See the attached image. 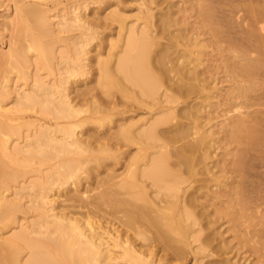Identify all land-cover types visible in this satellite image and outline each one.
<instances>
[{
  "label": "bare ground",
  "instance_id": "obj_1",
  "mask_svg": "<svg viewBox=\"0 0 264 264\" xmlns=\"http://www.w3.org/2000/svg\"><path fill=\"white\" fill-rule=\"evenodd\" d=\"M129 1L133 0L108 2L104 10L116 8L106 15L95 14L94 19L87 11L74 8L68 25L80 27L85 34L74 42L76 57L68 61L60 80L49 83L38 76L28 88L9 83L7 74L0 80V264H179L180 259V264H222L223 260L214 258L219 245L212 244L213 234L220 231L211 230L224 217L222 212L232 214L235 222L242 219L249 228L254 226L246 230L256 245L260 242L255 249L264 263V176L257 171H264V0H191L201 26L212 34L210 42L200 38L202 30L191 31L185 16L179 14L189 8L183 10L186 0L179 10L176 0H143L141 4L147 9L133 17L126 13ZM83 6L86 9L87 4ZM15 14V21L5 25L7 29L14 24L9 53L0 58L9 56L13 70L24 78L34 55L35 60L42 61L44 42L54 29L49 8L39 1L18 0ZM114 23L119 24L120 37L112 38L110 47L119 49L103 57L99 50L102 44L94 47L99 45L100 51L99 57L96 55V80L106 99L98 98L90 87L74 95L75 78L89 72L86 61L91 50L87 46ZM211 41L217 42V48L222 47L218 42L231 44L222 47L228 51L224 68L241 78L239 91H228L215 103L225 106L227 112L233 110L224 124L226 137L236 144L229 163L219 167V172L223 171L219 174L215 170L222 159H214L216 153L220 155L216 150L223 147L210 114L220 87L218 72L207 63L210 57H206V47ZM116 90L126 98L127 102L121 99L122 105L130 103L119 112L115 110L119 104L114 98ZM14 94L17 97L11 99ZM131 101L139 106L136 114H130ZM36 106L54 115L55 126L39 124L40 131L32 139L12 146L11 138L20 132L12 123L14 111ZM86 111L90 114L82 116ZM117 113L122 115L121 121L116 130L110 127L112 132L97 134L94 129L91 134L90 126L85 129L87 133L77 130L92 118L105 119L110 125ZM133 145H137L134 150L130 148ZM17 154L26 159L38 156L41 162L73 156L55 166L56 179L39 191L41 203H37L45 208L44 215L31 229L21 225L9 233L14 221L7 218L22 206L6 194L18 177L13 168ZM107 159L123 161V170L114 171L118 175L112 173L117 179L108 171L109 178L104 177L102 183H111L94 196L90 194L89 199V194L84 198L89 189L81 187V181L90 176L80 175L79 182H73V193H66L68 200L79 202H74V207L87 211L78 214L68 208L71 205H57V198L65 191L51 193L53 186H63L86 162H93L90 169L94 170ZM254 180L258 183L253 184ZM35 186L39 182L20 186L16 194ZM223 197L229 198L231 206L223 205L228 202ZM98 210L108 217L120 213L115 215L119 225L107 221V216L103 221L105 216H98ZM258 225L261 227L256 228ZM226 248L229 251L230 247ZM231 256H225L224 263H241ZM207 257L212 259L205 260Z\"/></svg>",
  "mask_w": 264,
  "mask_h": 264
},
{
  "label": "rangeland",
  "instance_id": "obj_2",
  "mask_svg": "<svg viewBox=\"0 0 264 264\" xmlns=\"http://www.w3.org/2000/svg\"><path fill=\"white\" fill-rule=\"evenodd\" d=\"M30 1H39L40 3H43L44 5H46L49 8V11L51 14L50 20L52 22V27H53L54 31H53V34H51L49 36V38L46 40L47 42H44V44L46 45L45 46L46 54L50 55V58L47 57V55L43 51L41 52V55L43 58L42 61L35 60V55H34L33 61L31 62V65L28 67L24 78L19 77L16 74V72L13 70L12 65H11V59H9V56L5 57L4 59L0 58V80L2 79L3 75L7 74L8 79L10 80L9 83H13L14 85L17 84L19 86H23L24 88H28L27 86L30 85V82H32V79H34L38 76L42 77L43 79L46 80V82H49V83H52L55 79L60 80L61 77L63 76L62 72H66V68L69 64L68 61H70L71 59H74L76 57V48H75L74 42L82 34H85V33L82 32L80 27H77V26L69 27L70 25H68L69 22L71 21V16H73L72 11L74 10V8L77 7V10L81 11V12L87 11L86 13L90 15V17H89L90 19H94L95 14L97 16L99 14L100 15H106L112 9L116 8V6L114 5L113 7L111 6V7H108L106 10H104L105 5L108 2H113L114 0H30ZM176 1L178 3L176 8L179 10L180 9L179 7L182 6L184 1L183 0H176ZM186 1L187 2H185L184 5L182 6L183 10L186 9V6H189V8L186 9L184 13L181 12L179 14H183L185 16L186 20L189 22V27H190L191 31L202 30V34L199 35L200 38H203V40L206 42L207 41L210 42V40L212 39L211 38L212 34H209V32H206V30L208 29L207 27L201 26L202 22H199V19L197 18V14L195 13V11L193 9H191L192 8L190 5L191 0H186ZM17 2H18V0H0V55L9 53L10 43H11L10 40L12 38L11 36H12L13 30H14V29H12V27H14V24H13V26H10V27L8 26L7 29L5 28V25L8 22H10L11 19L12 20L14 19V21H15L16 16H17L15 14V5L17 4ZM142 2H143V0L129 1L127 3L128 10L126 13L131 15V17H133L134 15L139 14V13L143 14L142 10L147 9V7H146V5L141 4ZM86 4H87V7L85 9V6H83V5H86ZM99 20L103 21L104 19L102 18ZM119 28L120 27H119L118 23L112 24L109 29H107L104 32L99 34L100 37L94 39L87 46V49L89 48L91 50L90 53H88V56H90V58H89L90 60L88 59L86 61V62L90 63L89 66L86 67V69H88L89 72L85 76L77 75L76 78L74 77L75 80H78L77 83H74L75 87H76V91L74 90V92H73L74 95H77V94L83 92V90H87L85 88L90 87L92 89V93L94 92V94H97V96L98 95L103 96L104 97L103 99H106L105 95H104L105 93L102 94L103 92H101V87L99 86V84L96 80V77H97L98 72H99L98 71L99 66L97 63L96 55L98 54V52L100 53V51L102 50L101 51V52H103L102 56L106 57L109 51L114 52L115 50L119 49V46H118V47H116V49L114 48V51H113L110 47L112 44L111 39L113 38V41H115L120 37ZM99 29L102 30V28H99ZM236 30L237 29L235 28L234 31H236ZM233 33L239 34L237 36H240L239 32H233ZM233 33L231 34L232 36H233ZM107 34H109V37L107 36L106 38H104V36ZM233 37H235V36H233ZM209 42H208V45L210 44ZM99 43L102 44L101 48H99V45H98L97 49H95L94 47L96 46V44H99ZM117 43H119V42H117ZM214 43L216 44L217 42L212 43V41H211V45L206 47L208 49V51H207L208 54L206 55V57H210V60H208L207 63H210L213 65L212 68H214V70L216 69V71L218 72L217 76H219V79H217L216 82H217V86L220 87V90L218 91L219 95L214 98V101H215L214 104H215L217 101H220L221 99H223L228 91H233V92L239 91V89H238V88H240L239 87L240 86L239 80L241 78L233 77L232 76L233 73L227 72L226 68H224V63H225L224 61L227 59L226 58L223 59V58H224V56L225 57L227 56L226 54L228 51L223 50L222 47H225V46L231 45V44H229V42L226 43L225 41H223L221 43L218 42V46H219V44H221L222 47L217 48V47H215L217 45H215ZM213 47H215L216 50ZM98 48H99V50L100 49L101 50L97 52ZM217 49H221L223 51L221 52V50H217ZM48 50L49 51L51 50V54L48 52ZM225 52H226V54H225ZM228 54H230V53H228ZM82 79H85V80H82ZM79 80H81V81H79ZM78 82H79V85H77ZM83 82H86V83L83 84ZM116 91H115L116 94L113 93V96L115 94V96H114L115 101L119 100V101H117V102H119V104L117 105V107L115 109L117 112H119V110L123 109V107H125V105H129L130 103H125V105H122L121 102H123L126 98L124 99L121 92H118V90H116ZM258 92H260V91H258ZM99 96H98V98H99ZM16 97H17V94H14V95H12L11 99L16 98ZM109 99H110V97H109ZM133 101H131V103L133 105L129 106L131 108L130 114L131 113L136 114V110L137 109L139 110V106H137L138 104L135 102L136 105H134L135 103H133ZM135 107H137V108H135ZM14 110H16V108H14ZM232 113H233V110H230V112H227V110L225 109V106H218V103H217L213 107V111L210 114V117L212 118L211 123L212 122L214 123L213 128H215L217 130V136L221 137L220 142H222V143L220 145L223 147V148H219L216 150V151L220 152V155L218 153H216L218 159L217 158L214 159L216 161L219 160L220 158L222 159L221 162L219 163L220 166H218V168L217 167L214 168V170L217 168L215 171H218V174L223 172L222 169L220 170V172L218 169H220L222 167V165H224L225 163H229L230 158H232L233 153L236 150L235 149L236 144L229 142L228 138L226 137L227 131H226V126L224 124L225 121L227 122V120H229L227 118ZM89 114H90L89 111L81 113L82 116H87ZM127 114L129 115V113H127ZM119 116L122 117L121 114L117 113L115 115V117L113 118V120L110 122L111 123L110 125H108L109 123H107V120H105V119L92 118L89 123H86L85 125H80L77 128V130H85V129H87L88 126H90V127L92 126L91 128L90 127L88 128V129H90L89 130L90 132L88 131V133L95 131L94 129H96V132L97 131L100 132V134L102 132L104 133L106 130L108 132H112V130L113 131H114V129L116 130V128L118 127L117 125L121 121V117L119 118ZM14 117L15 118L12 120V123L15 126H17V128H19L20 132H19L17 137L13 136V138H11L12 140L10 139L11 141L9 144L12 143V146L17 141H18L17 143H19L20 145H23L26 143V141L28 139H32L34 137V135L38 131H40L39 124H43L44 126H55L56 121H57L53 114L41 111L40 106H36L35 108L22 109L20 111H14ZM114 119H116L118 121H116ZM93 126L96 128H93ZM110 127L112 128L111 131H110V129H111ZM83 132L85 133L86 130ZM96 132H93V134L96 135L95 134ZM98 132H97V134H98ZM0 135L1 136L3 135V133L1 131H0ZM13 139H14V142H13ZM135 147H137V145L136 146L133 145L130 148L132 150H134ZM72 156L73 155H64V156H61V157H58V158H55L52 160H46L45 162H41L38 156H36L35 158L26 159L21 154L16 155V159L18 161L15 164H13V168L16 172H18V177L16 180L12 181L9 184V188L6 191V194L9 195V199L10 198L12 200L17 199V201L22 203V206L20 208L16 209L7 218V221L8 220L14 221L12 224L13 227L10 228L9 233H12L13 231L18 230L21 227V225L27 226L31 229L32 226L34 225V223L36 222V220H38L39 218H41L44 215L45 208L39 206L37 203V202L41 203V198L38 196L40 193L39 191L41 188H45L46 186L50 185L51 184L50 181H52L53 179H56L57 174H54V173L56 170L55 168H57V167H55V166H57L60 161L68 160ZM218 156H220V158ZM215 157H216V155H215ZM121 159L122 158H120L119 160H121ZM119 160H117L116 163H114L113 162L114 160L112 161V159H110L108 161H103L102 163H104L107 166H104V164L102 165V163H100L99 166L97 165L98 169L94 168V170L90 169V168H92L91 166H93V162H86L85 164H83V167L79 170L78 175L70 178L68 180V182L65 183L63 186L55 185V186H53L52 191L49 190L51 193H55V192L58 193L59 189L60 190L62 189V191L63 190L65 191V192H62V193H65L63 196L58 197L56 195V197H58L57 198V205H61V206L66 205L65 207L71 205L68 208L70 209L72 207L71 209L72 210L74 209L75 212H77V213L80 212L78 214H81L82 210L87 211L88 208L86 209L85 207L84 208H81V206L78 208L74 207V206H76L74 204L76 203L77 200L75 201V199H74V201H73L72 198H71L72 200L71 199L68 200V198L66 197V193H69V194L73 193V189H75L73 182L74 181L79 182L80 175L83 177L85 175L86 176L89 175L90 177L87 176L88 178L84 177L82 179L81 183L83 184V186L79 185V187L81 186L85 190L88 188L89 190H88V192H86L84 194L85 195L84 198H87L86 196L89 194L88 198L91 199L90 194H92L94 196L97 192H99L100 189H104L108 185L107 183L109 181L108 182L106 181L107 183H105V182L102 183V181H104L102 179L106 180V178H104V177H106L108 175V171L110 172V175H112V173L114 171L115 172L118 171L120 173V171L123 170L122 169L123 168V166H122L123 161L122 162L120 161V163H121L120 164V163H118ZM77 162H79V161H77ZM77 162L73 161L72 164H76ZM106 162H108V163L106 164ZM112 163H114V164L111 165ZM95 167H96V165H95ZM106 167H110V168H108V170H107ZM112 167H114L113 171L109 170V169H112ZM263 170L264 169H262V171ZM257 171L259 173H261L262 176H264V171L261 172V168L257 169ZM41 173H43V174H41ZM117 173H115V175ZM230 173L231 172H229L228 175H231ZM41 175L44 177H40ZM51 175H53V176H51ZM222 175L224 176V173H222ZM232 175H235V173ZM49 176H50V180H48ZM112 176L114 177V174ZM107 177L109 178V176H107ZM116 177H114L112 179H115ZM240 177H239V175L237 176L238 179ZM251 177H253L252 179H254V175ZM257 177H258V175H257ZM258 178H255V179L257 180ZM261 178H259V179H261ZM119 179H120V177L118 178V180ZM222 179H224V177ZM228 180L232 184L233 179L230 177V179H228ZM256 180L253 181V184L258 183V181H256ZM261 180H264V178H262ZM35 181L39 182V186H35L33 188H28L24 191H21V193L16 194L17 191H20L19 190L21 188L20 186H24V185L28 186L29 184H31L32 182H35ZM254 182H256V183H254ZM260 182L261 181L259 180V183ZM101 183L103 184L102 186H101ZM109 183H111V182H109ZM211 183L214 184V182H211ZM104 185H106V186H104ZM249 186H252V183L249 184ZM214 188L216 189V186ZM66 190H68V192H66ZM226 198H228V197H226ZM226 198L223 197V199H225V201L227 200ZM32 200H35V202H33ZM227 201L228 202H225V203L222 202L223 205L225 207L231 206V205H228V204H230L229 198ZM216 202H217V200H216ZM222 203H221V205H222ZM218 205H220V204L218 203ZM102 207L104 208V206H102ZM210 207H212V206H209V208ZM237 207L238 206H236V208ZM236 208H235V210H236ZM109 209H111V208H109ZM232 209H234V208H232ZM103 210L105 212L106 209H103ZM103 210L101 209L100 211H103ZM108 210L106 211L107 213H109ZM100 211L98 210L96 212V214L98 216L100 215L101 218H102L101 215H104L105 217L102 218V220L104 221L105 218L107 219L108 214H106V213L104 214L103 212H100ZM110 211H112V209ZM109 214H113V213L110 212ZM117 214H120V213H114V216H112V215H111L112 217L110 216L111 218L114 217V219H111L110 217H108L109 219H107V221L108 220L112 221V223H115L116 226L119 225V221H118L119 217H117L118 216ZM222 214L224 217H220V219H218L219 221L216 222L213 227H211V230H214V231L219 230L221 232L220 233L217 231L213 234V238L215 240L213 239L212 244L214 245L216 243V245H219L218 246L219 251L217 249V246H216V248L214 246V248L217 251V253L215 251V253H216L215 254L216 256H214L215 261L218 258L217 261L221 259L223 261H220V262H222V264H226V263H224V261L226 260L225 256L230 254V255H232L231 257L234 256L233 257L234 261L239 259L238 261L241 262L240 264H264V263H262V261L259 258V257H261L259 255L260 253L257 254L259 251L257 252L256 251L257 248L255 249V247L260 245V242H259V245H256L258 242L255 243V240H251L248 237L249 234L247 233V230H246V228L251 229L254 226H250V228H249L248 224L244 223L242 219L239 221L237 220L238 222H235L236 220H235V218H233L232 214L227 215V213H224V212H222ZM115 215H117V216H115ZM115 217H117V219ZM258 227L260 228L261 226H259V225L256 226V228H258ZM216 228H217V230H216ZM218 233H219V235H218ZM216 235L218 237H216ZM224 241L227 242V245H224V243H226ZM221 243H223V245ZM223 246H225V247L223 248ZM226 247H228V248L232 247L231 248L232 251L229 252L231 250L230 248L228 249L229 251H227ZM215 249H213V251ZM191 256H192L191 254L188 255L189 260L191 259ZM210 257H212V256H210ZM210 257H207L205 260L212 259ZM214 258H213V260H214ZM180 260H183V259H180ZM180 260H178V261L181 263ZM182 262H184V261H182ZM190 263H192V261Z\"/></svg>",
  "mask_w": 264,
  "mask_h": 264
}]
</instances>
